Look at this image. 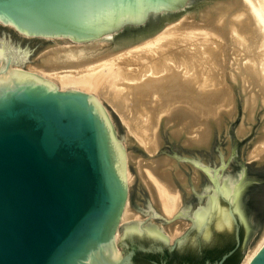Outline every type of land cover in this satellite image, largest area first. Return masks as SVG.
Returning a JSON list of instances; mask_svg holds the SVG:
<instances>
[{"label":"water","instance_id":"95a60500","mask_svg":"<svg viewBox=\"0 0 264 264\" xmlns=\"http://www.w3.org/2000/svg\"><path fill=\"white\" fill-rule=\"evenodd\" d=\"M230 1L0 0V264H223L236 251L244 262L264 231V164L245 167L264 110L247 91L229 81L234 119L208 125L205 150L182 120L167 123L152 169L180 189L178 219H160L133 186L142 222L115 247L126 192L105 128L86 94L32 73L42 54L105 44L106 55ZM248 264H264V244Z\"/></svg>","mask_w":264,"mask_h":264},{"label":"bare ground","instance_id":"6f19581e","mask_svg":"<svg viewBox=\"0 0 264 264\" xmlns=\"http://www.w3.org/2000/svg\"><path fill=\"white\" fill-rule=\"evenodd\" d=\"M193 21L174 24L149 40L106 55L104 44L60 48L42 54L39 67L32 68L33 74L48 80L57 90L86 94L88 105L105 128L113 167L124 187L133 181L128 170L130 154L123 149L126 140L115 138L101 100L109 102L127 132L153 154L160 144L157 128L160 123L166 127L170 120L183 121L190 143H207L206 126L234 114L230 80L239 82L256 103L264 104V0H233ZM173 34L180 36L177 41L186 43L184 48H171ZM177 48L185 51L179 53ZM191 110L203 118L196 121ZM259 147L264 149V143ZM150 160H140L138 167L143 166L144 171L138 175L143 177L141 181L158 214L169 219L181 207L179 191L156 180L154 161ZM130 209L126 198L119 222L134 219L124 227L135 228L142 217L130 213ZM120 234L113 235L111 244L115 247ZM263 244L264 231L242 264H248Z\"/></svg>","mask_w":264,"mask_h":264},{"label":"rangeland","instance_id":"374dc122","mask_svg":"<svg viewBox=\"0 0 264 264\" xmlns=\"http://www.w3.org/2000/svg\"><path fill=\"white\" fill-rule=\"evenodd\" d=\"M194 18H195V20H194ZM187 20V21H186ZM194 20V21H193ZM195 22V21H197L198 22V15H196V16H193V17H190V18H187V19H184V20H182V22L180 21V22H178V23H176L175 25H178L179 23L181 24V23H189V22ZM172 26H174V25H172ZM171 27V26H170ZM197 32H199V31H197ZM171 37H173L172 39H171V42H173V46H171V48H173L174 49V47L176 46V45H180V47L182 46L183 48H184V46L186 45V43L185 42H181V41H177V39L178 38H180V36L179 35H177V34H173ZM202 37H204V38H209V35H206V37L205 36H202L201 35V37L199 36V35H197V38H202ZM184 43V44H183ZM197 44L198 43H200L199 41H197L196 42ZM104 46H105V44H104ZM176 48V47H175ZM177 52L179 51V53L181 52V53H183V51H185V50H182V49H178L177 48V50H176ZM185 53V52H184ZM44 55V54H43ZM41 57H42V55H40V56H37V57H34L33 58V60H34V62H35V66L37 65L38 67H39V65H40V62H41ZM240 88H241V86H240V83L239 82H235ZM232 90V89H231ZM232 95H233V91H232ZM233 99L235 100V96L233 95ZM233 100V102L235 103V101ZM258 103H257V105L259 106V107H261L263 110H264V104H261L260 103V101H257ZM261 104V105H260ZM101 105H102V108H103V110H104V112H105V114L108 116V119H109V121H110V124H111V127H112V129H113V133H114V136H115V138L117 139V140H119V141H121V142H123V140H126L125 142H123V149H124V152H126V153H128V154H130L129 155V159H128V170H129V172H130V175L132 176L131 178L133 179V181L131 182V184L128 186V187H126L125 186V192H126V198H127V200H128V203H129V206H130V208H131V203H132V187L133 186H139L140 187V189H141V191H142V193H143V195L145 196V198L156 208V209H158V207H156L155 206V203L153 202V200H152V197L148 194V190L146 189L147 187H145L146 185H145V183H142V179H143V177L141 178V176H142V167L143 166H140V168L138 167V163L139 162H143V163H147V161H149V159H151L150 161H155V159L157 158V156H158V153H159V146H160V144H158V147H156L157 149H155L156 151H153V152H155L154 154L153 153H151V151H149V150H146L145 148H144V146L143 145H141L138 141H136L137 139H136V137H134L133 135H132V133H130V132H127V130H126V126H124L125 124H123V121L122 120H120V116L118 117V114H117V112H115L116 110L114 109V108H112V106L109 104V102H107L105 99H103V100H101ZM263 105V106H262ZM234 106H235V104H234ZM223 110H226L225 108H222ZM228 110V109H227ZM191 112H193V114L195 115V116H197L196 117V121H197V119L198 120H200V119H202L203 117L201 116V115H199V113H197L195 110H191ZM198 114V115H197ZM201 116V117H200ZM185 117V116H184ZM186 117H188V116H186ZM190 118V117H189ZM222 119L223 120H228V119H234V114H232L230 117L228 116V115H224V116H222ZM222 119H219V120H216L215 122H217L218 124H217V126H220L221 125V121H222ZM188 120V119H187ZM187 120H185L186 121V123L188 122ZM215 122H213V123H209L208 125H215ZM162 125V123H160L159 124V126H158V128H157V130L159 131L158 132V135H159V137H160V139H161V135H162V133H163V131H164V127H165V125H164V127H162L161 126ZM208 125L206 126V127H208ZM156 130V131H157ZM262 130H264V128H262L261 129V132H262ZM127 132V133H126ZM208 132H209V130H208ZM130 136H129V135ZM132 135V136H131ZM208 135H209V133H208ZM208 135H207V139L209 138L208 137ZM262 136L264 137V131L262 132ZM134 139V140H133ZM136 139V140H135ZM134 141H136V142H134ZM209 142V139H208V141H207V143ZM207 143H200V145H198V144H194V143H190L191 144V147H192V149L193 150H205V148H206V144ZM137 144H140L139 145V147L140 146H143V148L142 147H138L137 146ZM204 144V145H203ZM203 146V147H202ZM257 148H259V150L257 149ZM143 149V150H142ZM254 149V150H253ZM249 148V149H247V153H246V165H245V167L247 168V169H254V168H256V167H258V166H260V165H262V164H264V149H262L261 150V148L260 147H254V148ZM149 152V154H147ZM254 152V153H253ZM150 154H152V155H150ZM251 154H252V156H251ZM149 155V156H148ZM259 155H263L262 157L260 156L259 157ZM257 158H256V157ZM138 157V158H137ZM252 157H255L254 159L252 158ZM155 158V159H154ZM147 160V161H144V160ZM152 159H154V160H152ZM139 160V161H138ZM141 160V161H140ZM137 165V166H136ZM137 167V168H136ZM139 168V170H137ZM141 170V171H140ZM140 171V172H139ZM144 171V170H143ZM138 172L140 173L139 175H141V176H139L138 175ZM140 177V178H139ZM142 180V181H141ZM144 182V181H143ZM178 189V188H177ZM178 191H179V195H180V189H178ZM151 198V199H150ZM152 200V201H151ZM180 206L182 207V201H181V195H180ZM131 210V209H130ZM158 211V210H157ZM130 213H132V212H130ZM159 217H160V219H162L163 221H165V222H167V223H174L177 219H178V214H176V215H174V217H171V218H169V219H163V216H160V214H159ZM133 220L134 219H131V220H127L126 222L124 221L123 222V224L122 223H120L119 221H120V219L118 220V223H117V228H116V231H115V233L116 232H118L119 234H120V232H121V230H122V226L124 227V224H127L128 222H129V224H131L132 222H133ZM131 222V223H130ZM114 233V234H115ZM118 241H119V238L117 239V241H116V247H117V244H118Z\"/></svg>","mask_w":264,"mask_h":264},{"label":"trees","instance_id":"16d2710c","mask_svg":"<svg viewBox=\"0 0 264 264\" xmlns=\"http://www.w3.org/2000/svg\"><path fill=\"white\" fill-rule=\"evenodd\" d=\"M232 246H233V243L230 242V243H228V245H226L225 248L230 249ZM220 253L221 252H213L212 254L209 255V258L210 259L217 258L220 255ZM236 253H237V251L234 254H232L223 264H238V259L235 257ZM198 264H201V262Z\"/></svg>","mask_w":264,"mask_h":264}]
</instances>
